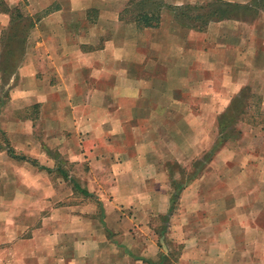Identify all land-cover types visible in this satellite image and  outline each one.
Listing matches in <instances>:
<instances>
[{
	"label": "crops",
	"instance_id": "1",
	"mask_svg": "<svg viewBox=\"0 0 264 264\" xmlns=\"http://www.w3.org/2000/svg\"><path fill=\"white\" fill-rule=\"evenodd\" d=\"M141 1L0 0V264H264V11L139 28Z\"/></svg>",
	"mask_w": 264,
	"mask_h": 264
},
{
	"label": "trees",
	"instance_id": "2",
	"mask_svg": "<svg viewBox=\"0 0 264 264\" xmlns=\"http://www.w3.org/2000/svg\"><path fill=\"white\" fill-rule=\"evenodd\" d=\"M211 3L212 4L208 5L207 7L214 9L206 14L205 21L203 23H206L209 19H254L259 14V12L264 11V0H251L248 5L244 6L227 3L221 0H214ZM138 5L141 6V8L138 7V13L136 17V23L139 28H156L159 25L160 20V11L162 8L161 2L159 3V0H142ZM188 7L191 8L192 6L189 5ZM182 9L183 8L179 7L173 8L175 17L177 20L182 21L185 24H189L187 21H185L186 19H184V13L182 12ZM189 25L197 31L203 30V27H196L192 24ZM247 98L248 95L246 91L242 90L241 93L235 97V99H233L229 108L223 114L219 115L217 119V145L214 150L204 154L202 158L194 164L193 168L195 171L193 172L192 176L199 175L205 164L211 160V158L222 147V145L227 140L237 136V131L235 130L234 126L242 119L244 115L243 109L246 107L247 103L245 101Z\"/></svg>",
	"mask_w": 264,
	"mask_h": 264
},
{
	"label": "rangeland",
	"instance_id": "3",
	"mask_svg": "<svg viewBox=\"0 0 264 264\" xmlns=\"http://www.w3.org/2000/svg\"><path fill=\"white\" fill-rule=\"evenodd\" d=\"M210 4H212V3L196 5V6H192L191 8L188 7L189 5H181L179 8H183L182 12L184 13V19H186L185 21H187V23H189V24H192L193 26L203 27L202 31H204L209 24H216V23H222V22L226 23V22H231V21L238 22L237 18H233V19H222V20L209 19L206 23H203L205 21L206 14L211 12L212 9H214V8H210V7L208 8L207 7ZM194 7H197V8H194ZM262 14H264V13H261L260 16ZM258 17H256L254 20H256ZM250 21H253V20H250ZM189 24H187V25H189ZM23 25L24 24L22 23V26ZM14 26L15 25L12 24V26L9 27V30H7L6 32L10 33V32H14L16 30L18 32L19 31L24 32V29L21 28L22 27L21 24L19 25V27H16V28ZM250 26H253V25H247V29ZM24 27H26V25H24ZM192 29L195 30L194 28H192ZM195 31H197V30H195ZM10 41H12V42L9 43V41H7V43H9L8 46L14 48L15 50L16 49L20 50L21 46H23V40L22 39H20V40H18L16 42H14L13 40H10ZM13 62H14V58L10 61V63H13ZM7 73H9V72H4L2 74V79L3 80H5V78H7L6 77ZM252 101H253V98L249 100V103H248L249 106H251L250 104H251ZM245 102L246 103L248 102V98L246 99ZM253 105H254V103H252V107H253ZM252 107H251L250 111H253ZM0 143H2L3 145H7L8 148L10 147L8 145L9 142H7V138H6V140H4L2 135H0ZM8 154H10L11 157L13 156V157H16L18 159L20 158L19 156L15 155V152L12 149L9 150ZM201 158H202V156H201ZM22 159H25V157H22ZM155 219L157 221V223H156L157 226L160 224V226L158 227V228H160V227H162L164 225L166 217H160V219H158V218H155ZM10 245H11V243H9V246ZM13 254H14V248L13 247H7V248L0 247V259L1 258H5V257L13 258ZM167 264H170V262L167 263Z\"/></svg>",
	"mask_w": 264,
	"mask_h": 264
}]
</instances>
